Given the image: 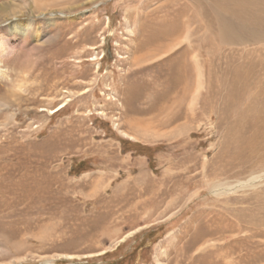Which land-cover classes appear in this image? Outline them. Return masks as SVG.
I'll list each match as a JSON object with an SVG mask.
<instances>
[{"label": "rangeland", "instance_id": "obj_1", "mask_svg": "<svg viewBox=\"0 0 264 264\" xmlns=\"http://www.w3.org/2000/svg\"><path fill=\"white\" fill-rule=\"evenodd\" d=\"M200 1L0 0V40L33 27L0 52L7 127L54 180L0 260L264 264V37L222 43Z\"/></svg>", "mask_w": 264, "mask_h": 264}, {"label": "bare ground", "instance_id": "obj_2", "mask_svg": "<svg viewBox=\"0 0 264 264\" xmlns=\"http://www.w3.org/2000/svg\"><path fill=\"white\" fill-rule=\"evenodd\" d=\"M209 1L216 16V29L221 42L239 43L246 36L254 41L264 37V0ZM6 31V39L0 40V52L11 48L9 36L16 32L23 37L26 32H33V27L30 21H15L6 27ZM254 32L258 34L255 36ZM10 106L8 97H0V240L4 238L8 241L27 225L39 224L44 193L54 184L52 178L43 176V163L38 150L30 148L26 141L16 139L10 132L14 128L8 129L7 121L19 118V114L8 112ZM54 192L51 190L52 195ZM27 237L24 236L20 244L12 247L13 260L23 257L19 249L26 244ZM9 253L7 245L0 242V259ZM9 261L0 260V264H8Z\"/></svg>", "mask_w": 264, "mask_h": 264}]
</instances>
